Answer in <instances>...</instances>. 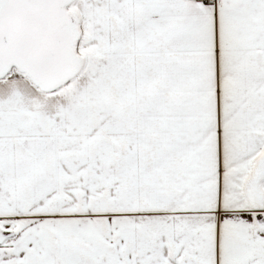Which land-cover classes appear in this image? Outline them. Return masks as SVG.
<instances>
[{
    "label": "snow or ice",
    "instance_id": "6c2138e0",
    "mask_svg": "<svg viewBox=\"0 0 264 264\" xmlns=\"http://www.w3.org/2000/svg\"><path fill=\"white\" fill-rule=\"evenodd\" d=\"M0 264H264V0H0Z\"/></svg>",
    "mask_w": 264,
    "mask_h": 264
}]
</instances>
